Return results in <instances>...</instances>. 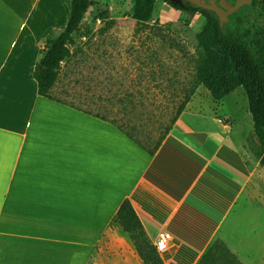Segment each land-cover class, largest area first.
I'll use <instances>...</instances> for the list:
<instances>
[{"label":"crops","instance_id":"crops-1","mask_svg":"<svg viewBox=\"0 0 264 264\" xmlns=\"http://www.w3.org/2000/svg\"><path fill=\"white\" fill-rule=\"evenodd\" d=\"M70 11L71 0H0V264H86L111 226L123 231L114 215L124 199L153 245L171 234L164 264H196L217 237L240 262L263 260L244 229L264 167L244 148L252 119L243 94L208 102L199 85L150 155L102 114L38 94L44 40ZM230 94L239 125L220 111ZM106 261L143 264L123 252Z\"/></svg>","mask_w":264,"mask_h":264},{"label":"rangeland","instance_id":"rangeland-1","mask_svg":"<svg viewBox=\"0 0 264 264\" xmlns=\"http://www.w3.org/2000/svg\"><path fill=\"white\" fill-rule=\"evenodd\" d=\"M92 1L94 4L86 11L79 30L72 35V54L62 62L52 94L81 109L102 114L140 141L145 140V132L156 139L195 79L200 54L196 34L204 16L186 10L185 0H156L152 18L137 22L131 15L133 0ZM103 12L107 13L104 19L98 16ZM203 93L199 92L202 99ZM234 93H242L247 102L242 87ZM232 95L224 98L220 111L232 112L239 125L241 102ZM262 171L264 178V168ZM263 195L249 218V226L244 228L249 232L251 229L254 248L263 255V260L256 255L254 264H264ZM115 226L107 231L86 264H107V257L121 252L129 257L136 254L128 234ZM213 244L239 261L223 238L217 237Z\"/></svg>","mask_w":264,"mask_h":264},{"label":"trees","instance_id":"trees-1","mask_svg":"<svg viewBox=\"0 0 264 264\" xmlns=\"http://www.w3.org/2000/svg\"><path fill=\"white\" fill-rule=\"evenodd\" d=\"M156 0H133L132 17L137 22H146L152 18ZM92 0H71L70 16L60 31H50L44 40V46L33 70L39 95L61 101L52 95V89L58 79L62 62L72 54L73 33L78 31L80 23ZM175 8L180 6L169 2ZM186 10L204 16L203 24L196 34L200 51L195 65V79L180 102L170 123L156 139L145 132L144 141L137 139L123 126L117 127L140 147L152 155L185 108L195 89L202 85L214 100H219L237 87L245 91L248 110L252 119V130L246 137L244 148L264 167V0H253L235 12L231 21L220 26L213 12L190 5ZM106 12L100 13L102 19ZM114 221L132 240L135 252L143 264H164L155 246L147 238L138 215L128 199H124ZM233 256L219 245L208 246L196 264H245L232 260Z\"/></svg>","mask_w":264,"mask_h":264},{"label":"water","instance_id":"water-1","mask_svg":"<svg viewBox=\"0 0 264 264\" xmlns=\"http://www.w3.org/2000/svg\"><path fill=\"white\" fill-rule=\"evenodd\" d=\"M185 1L198 8L213 10L221 21L226 20L228 14L238 11L241 7L249 5L251 2V0H235L234 4H231V2H226V0H220L216 4L214 0H210L208 3L206 0ZM224 8L227 10L225 11Z\"/></svg>","mask_w":264,"mask_h":264},{"label":"built area","instance_id":"built-area-1","mask_svg":"<svg viewBox=\"0 0 264 264\" xmlns=\"http://www.w3.org/2000/svg\"><path fill=\"white\" fill-rule=\"evenodd\" d=\"M171 234L167 231H160L157 234L154 246L158 253L165 251L168 248L169 242L171 240Z\"/></svg>","mask_w":264,"mask_h":264},{"label":"flooded vegetation","instance_id":"flooded-vegetation-1","mask_svg":"<svg viewBox=\"0 0 264 264\" xmlns=\"http://www.w3.org/2000/svg\"><path fill=\"white\" fill-rule=\"evenodd\" d=\"M209 1H210V0H206L207 3H208ZM219 1H220V0H214V2H215L216 4H218ZM252 1H253V0H251V2H250L249 5H251ZM186 2H187V1H186ZM226 2H231V4H234L235 0H226ZM187 3H188V2H187ZM249 5H246V6H249ZM243 7H244V6H243ZM243 7H241V8H243ZM241 8H240V9H241ZM240 9H239V10H240ZM204 10H206L207 12H213L214 15H215V17H216V21H217V23H218L220 26H223V25L229 23V22L231 21L232 16H233L234 13H235V12H233V13H231V14H228L226 20L221 21V20L217 17V15L215 14V12H214L213 10H209V9H204ZM224 10L226 11L227 9L224 8ZM239 10H238V11H239ZM236 12H237V11H236Z\"/></svg>","mask_w":264,"mask_h":264}]
</instances>
